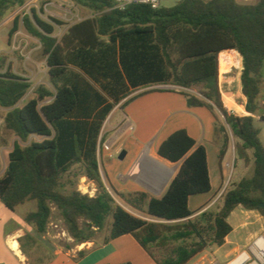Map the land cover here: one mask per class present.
<instances>
[{"label":"trees","instance_id":"obj_1","mask_svg":"<svg viewBox=\"0 0 264 264\" xmlns=\"http://www.w3.org/2000/svg\"><path fill=\"white\" fill-rule=\"evenodd\" d=\"M72 1L94 15L69 26L60 39L54 34L64 23L45 20L34 9L15 18L8 33L11 39L20 24L39 42L52 89L39 85L33 97L17 107L32 84L11 66L0 65V108L8 110L3 127L21 142L39 138L25 147L13 143L0 178V203L14 212L26 201H36V211L24 221L38 235L46 232L54 209L76 245L91 242L93 233L111 219L107 240L130 235L155 264H187L207 246L221 247L232 231L227 218L239 206L264 216L259 208L264 200V145L253 125L255 117L264 123V0L254 4L179 0L158 10L146 5L119 10L112 0ZM25 2L0 0V21ZM222 51H236L241 58L246 116L228 114L222 104L218 88ZM156 85L184 90L199 86L200 97L177 89L156 91L181 94L189 108H205L212 114L223 136L220 162L230 142L226 126L235 138L236 159L253 160L252 176L223 193L217 213L205 211L190 219L194 212L189 198L209 193L211 185L206 151L202 146L194 149L195 141L184 130L175 131L157 148L159 158L180 163L163 196L149 198L142 191L120 196L156 221L131 215L104 187L97 153L105 140L101 130L106 119L116 107L123 109L131 102L134 91ZM74 165L96 184L94 197L64 192L62 180ZM190 239L193 242L187 244Z\"/></svg>","mask_w":264,"mask_h":264},{"label":"rangeland","instance_id":"obj_2","mask_svg":"<svg viewBox=\"0 0 264 264\" xmlns=\"http://www.w3.org/2000/svg\"><path fill=\"white\" fill-rule=\"evenodd\" d=\"M178 1L165 0L162 2V7H171ZM256 1L237 0L240 4H254ZM33 9L39 12V14L41 12L40 16L45 20H48V18H56L64 23L63 26L56 27L54 37L57 39H60L72 24L94 15L91 10L78 5L72 0H26L22 7H16L6 12L0 21V65L4 67L11 66L15 74L28 79L32 83V87L25 98L17 104V107L20 108L33 97L34 89L39 85H45L52 89L48 81L45 58L42 55L39 42L29 36L20 24L18 31L13 37L11 39L8 37L15 18H21L23 14H30ZM156 89L160 88L157 87ZM161 89H177L197 96L200 87L196 86L190 90H184L166 86ZM263 91L264 84L261 86V93ZM142 102L141 97H136L123 110L118 109V107L113 110L108 122L105 124L106 129L101 130V136L105 140L99 145L97 160L101 180L113 200L131 215L147 220L145 214L131 208L120 197L122 194L129 193L123 191L124 187L121 184L123 167L135 157L140 146L142 149L146 148L138 163L143 164L148 160H152L151 157L147 156L149 155L147 151L159 140V138L157 140H154V137L150 138V132L142 127L140 120L134 121L129 115V112L141 106ZM7 111L6 109L0 108V178L7 166V155L12 149L13 143L18 142L20 146L25 147L30 142L35 141V139H28L26 142H21L11 131L3 127V116ZM217 117L219 124H223V119L218 113ZM253 125L259 132L258 137L260 142L264 145V123L255 117ZM226 130L230 138L229 143H235V138L227 126ZM119 132L121 133L118 136ZM105 146L109 148L108 151L104 149ZM123 150L126 151L127 155L123 160H119L118 155ZM249 162L244 163L245 166L239 174L237 171L240 162L237 161L235 165L234 160L231 161L227 169L229 177L227 178L228 185H226L225 191L230 190L238 182L237 180L252 176L253 162L251 167L249 166ZM82 173L81 166L74 165L71 167L69 175L65 176L62 180L65 184L64 192L78 191L83 195L94 197L98 193L97 186L93 181L82 176ZM136 173L139 178H144V176L148 175V170L141 166L137 168ZM132 174H134L133 170ZM138 186V184H134L130 189ZM222 200L217 201L211 210L208 211L212 213L219 212L222 207ZM36 209V201L29 200L18 206L12 216L13 228L20 231V237L17 239L20 250L25 254L24 256L30 264L47 262L57 250L68 252L76 247H81V250L84 248L86 243L76 245L73 239L67 234L63 221L54 209H52L46 232L43 235H38L34 227L26 224L24 221L25 216L30 212L36 211ZM190 219L194 220L195 218ZM227 222L232 227V231L226 237L225 243L221 247L215 245L207 246L187 264H228L240 251L247 250L256 236H264V216L257 211H255L254 215L249 214L243 207L239 206V208H236L229 215ZM79 224L82 225V220L79 221ZM110 224L111 219H108L104 229L94 232L91 237V242L87 243H93L94 246L103 243ZM25 235H28L31 239H24ZM191 242L193 240L190 239L187 241V244Z\"/></svg>","mask_w":264,"mask_h":264},{"label":"crops","instance_id":"obj_3","mask_svg":"<svg viewBox=\"0 0 264 264\" xmlns=\"http://www.w3.org/2000/svg\"><path fill=\"white\" fill-rule=\"evenodd\" d=\"M226 53L232 54L222 58ZM218 61V88L224 108L228 114L238 117L248 115L245 112V98L242 95L240 82L242 71L240 56L236 51H222L218 55ZM162 86L145 87L134 91L129 96L134 98L141 97L143 101L141 106L129 112L131 118L134 121L140 120L142 127L150 132L149 137H154V140L159 138V140L147 151L149 153L147 156L151 157L152 160H148L143 164L138 162L146 147L142 149L140 146L135 157L122 169L121 184L124 187L123 191H142L147 193L149 198H161L169 182L176 174L180 163H169L159 158L156 154L157 148L169 135L175 131L184 130L195 141L194 149L202 146L206 151L211 185L209 193L189 198V208L194 212L191 218H195L202 212L211 210L217 201L222 200V195L228 182L227 178L229 177L227 169L231 161L234 160L235 165L237 161L240 162L237 171L239 174L245 164L243 161L236 159L234 142L232 144L229 143L220 162L219 153L223 136L215 128L212 114L205 108H189L186 104V99L181 94L156 91L157 87ZM197 96L200 97L199 94ZM118 109L120 108L118 107ZM111 113L103 125L102 129L104 130ZM30 139L39 141L37 137H30ZM109 139L111 138L109 137ZM252 162L253 160L250 159V167ZM136 164H138V167L146 168L149 176L146 175L144 178H139L137 173L132 174ZM134 184L139 186L130 189ZM2 206L0 203V264H30L24 256L25 254L21 252L17 241L20 237V231L12 226L13 212L4 206L2 208ZM245 211L249 214H255V211ZM146 217L147 221H156L147 215ZM109 233L110 228L106 233L104 242L98 246H94L93 243H86L82 250L81 247H76L68 252L57 250L53 253V257L50 260L42 264H155L130 235L107 240ZM9 239L16 241L19 254L10 248L8 245ZM81 251L84 254L79 257L78 253Z\"/></svg>","mask_w":264,"mask_h":264},{"label":"built area","instance_id":"obj_4","mask_svg":"<svg viewBox=\"0 0 264 264\" xmlns=\"http://www.w3.org/2000/svg\"><path fill=\"white\" fill-rule=\"evenodd\" d=\"M115 3V8L123 10L129 5H146L152 10H158L162 8V2L165 0H112ZM165 88L166 86L159 87ZM105 150H109L107 146L104 147ZM138 167V164L135 167ZM228 185V184H227ZM198 264V263H194ZM218 264V263H215ZM228 264H264V236H256L251 244L248 246L247 250L240 252L232 261Z\"/></svg>","mask_w":264,"mask_h":264},{"label":"bare ground","instance_id":"obj_5","mask_svg":"<svg viewBox=\"0 0 264 264\" xmlns=\"http://www.w3.org/2000/svg\"><path fill=\"white\" fill-rule=\"evenodd\" d=\"M228 56H230L229 54H225V55H223L222 56V58L223 57H228ZM226 60V59H225ZM137 166L136 167H134L133 168V173H136V170H137ZM84 191V190H83ZM8 245L10 246V248L13 250V251H15L17 254H19L20 252H18L19 250H18V245H17V243H16V241L14 240V239H9L8 240Z\"/></svg>","mask_w":264,"mask_h":264},{"label":"water","instance_id":"obj_6","mask_svg":"<svg viewBox=\"0 0 264 264\" xmlns=\"http://www.w3.org/2000/svg\"><path fill=\"white\" fill-rule=\"evenodd\" d=\"M125 156H126V151H121L120 153H119V155H118V159L119 160H123L124 158H125ZM259 208H261L263 211H264V200H263V202L262 203H260L259 204Z\"/></svg>","mask_w":264,"mask_h":264}]
</instances>
